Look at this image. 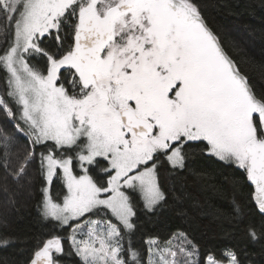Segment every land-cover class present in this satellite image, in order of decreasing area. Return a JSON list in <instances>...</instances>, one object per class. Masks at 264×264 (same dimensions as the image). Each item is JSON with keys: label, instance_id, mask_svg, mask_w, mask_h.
I'll return each instance as SVG.
<instances>
[{"label": "snow or ice", "instance_id": "1", "mask_svg": "<svg viewBox=\"0 0 264 264\" xmlns=\"http://www.w3.org/2000/svg\"><path fill=\"white\" fill-rule=\"evenodd\" d=\"M65 28L73 44L63 55L41 47L45 37L63 46ZM33 56L46 58V75L30 65ZM62 70L71 73L69 83L78 93L69 94L60 82ZM0 71V119L12 125L8 130L0 123L5 180L11 176L19 183L34 162L49 185L58 169L63 173L68 194L62 204L53 201L49 187L42 188L45 218L69 225L103 206L131 231L135 214L121 188H138L152 209L165 198L158 158L183 170L197 154L244 170L264 213V94L258 96L241 75L191 0H0ZM22 141L25 154L15 168L12 158ZM77 148L81 167L99 166L97 158H103L106 186L87 168L73 175L66 153ZM3 191L9 192L7 184ZM87 226L88 240L71 237L83 264H141L131 242L125 252L116 225L92 220ZM247 236H264V223L259 235L248 226ZM8 243L0 239V245ZM147 243V264H181L172 246L154 250L156 241ZM186 244L178 246L182 264H199L193 259L196 245ZM63 251L62 238L54 235L26 264H59L54 253ZM223 257L209 254L205 264H244L232 249Z\"/></svg>", "mask_w": 264, "mask_h": 264}, {"label": "trees", "instance_id": "2", "mask_svg": "<svg viewBox=\"0 0 264 264\" xmlns=\"http://www.w3.org/2000/svg\"><path fill=\"white\" fill-rule=\"evenodd\" d=\"M191 2L256 94H264V0ZM61 36L64 37L63 46L45 37L41 47L63 55L73 44L71 29L62 30ZM29 63L47 74L45 57L33 56ZM71 78L70 72L62 70L60 82L65 84L69 94L78 93L79 88L73 90L69 83ZM0 92L2 95L5 93L3 71H0ZM9 103L14 106L12 101ZM0 123L8 130L12 129V125L2 119ZM202 146L194 144L193 148ZM24 154L22 141L19 156L12 158L13 167H19ZM97 159L101 160V164L91 165L89 170L94 180L105 183L107 176L100 168L107 165L102 158ZM158 160L157 175L165 194L164 200L147 209L139 193L130 192L135 214L131 233L143 264H146L147 238L165 241L177 231H183L196 245L200 264L209 254L223 259V253L229 249L238 252L244 264H248L249 260L252 264H264V236L257 241H251L247 236L250 225L255 226L260 234L264 216L253 201V188L244 170L210 154L195 155L183 170L174 169L164 156ZM5 184L9 188L8 193L3 191ZM42 187L43 176L38 162L28 166L27 175L19 183L11 176L5 180V173L0 168V239L9 240L6 246L0 245V264H26L33 253L54 235L62 238L64 249L62 254L54 255V259L60 264H83L69 243L70 226L60 225L41 214ZM64 191L62 178L57 174L51 184L52 197L58 200Z\"/></svg>", "mask_w": 264, "mask_h": 264}, {"label": "rangeland", "instance_id": "3", "mask_svg": "<svg viewBox=\"0 0 264 264\" xmlns=\"http://www.w3.org/2000/svg\"><path fill=\"white\" fill-rule=\"evenodd\" d=\"M0 95H2L1 92H0ZM9 104H10V103H9ZM10 106L13 107V108L16 107L15 104H14V106H13L12 104H10ZM49 143H50V142H49ZM39 151H41L40 148H38V152H39ZM78 152H79V149L77 148V149H75V150H72L70 154H69V153L66 154V155H70V156L72 157V159H73V163H72L73 175H76V176L84 175V174H85V168H87V169H88V173H87V174L90 175V176H92L91 173H90V170H89L91 165H88L87 163H85V164H84V167H81V162L79 161V159H78V155H77ZM55 155L60 156V153L57 152V153H55ZM102 159H103V158H102ZM232 163L235 164L234 162H232ZM235 165H236V164H235ZM236 166H237V165H236ZM58 174H60L61 178L63 177V173H62V171H60L59 169H58ZM92 178H93V177H92ZM106 181H107V178H106ZM106 181H105V186H106ZM62 182H63L64 189H65L64 194H63L58 200H55V199L52 197V194H51V185H49V184L45 181V179H44V177H43V187H49V194H50V196L52 197L53 201L56 202V203H60V204L63 203V199H64V197L68 194V192H67V187H66V185H65V183H64V181H63V178H62ZM51 184H52V183H51ZM43 187H42V188H43ZM121 191H124L125 194L129 196V198H130V192H131V191H136V192H138L139 195H140V197L142 198V201H143L144 205H145V202H144V199H143V195H142V193L139 191L138 188H137V189H131V188H127V187H122V188H121ZM101 198H104V195H103V194H102ZM130 203H131V199H130ZM131 205H132V203H131ZM132 208H133V206H132ZM146 208H147V207H146ZM147 209H149V208H147ZM133 212H134V211H133ZM92 220L100 221L102 225H106L109 221H110L112 224L116 225V226L121 230L122 234L124 235L123 247H124V249H125V252L127 251V248H128L129 242H131L132 247H133L134 249H136V250L139 252V250H138V249L134 246V244H133L134 238H133L132 233H131L132 230L129 231V230L124 229L123 225L120 224V222H119L118 219L112 214V212H111L109 209H107V208H105V207H103V206H101L98 210H93V212H91V213H89V214H86V215H85L84 217H82V218H79V219L74 220V221H70V223H69V226H70V229H69V234H70V235H69V238H70V242H69V243H70L71 245H72L71 237H72L73 235H75V239L78 240V241H85V240H88V239H89L87 223H88L89 221H92ZM77 225H79L80 228H79V230H77L75 233H73V228L76 227ZM179 233H184V232H183V231H177V232H175V233H174L169 239H167V240H165V241H160V240L155 239V238H147V239H146V243H147L149 240H153V239H154V240L156 241V245L154 246V250H155V248H160V249H162V248H164V247L172 246V247L174 248V250L177 251V253H178V259L181 261V264H182V261H183L184 258H183L182 256L179 255V247H178V246H181V245L187 246V244H186V240H187V241H191L192 244H194V243L192 242L191 239H189V238L187 237V235H186L185 233H184V234H185V236H186V240H185L184 237H181V236L179 235ZM194 245H195V244H194ZM95 246H96V247H99V244H96ZM72 247H73V246H72ZM73 249L75 250L74 247H73ZM148 249H149V244L147 243V254H146V258H145V262H146V264H147V261H148V255H149V253H148ZM188 250H191V248L189 247ZM75 252H76V251H75ZM139 253H140V252H139ZM54 255H57V254L54 253ZM208 256H209V255H208ZM208 256H207V257H208ZM78 257H79L80 260L82 261L81 257H80V256H78ZM207 257H206V258H207ZM206 258H205V259H206ZM157 259H158V257H157ZM193 259H194V260H198V262H199L198 255L193 256ZM140 260H141V264H143L144 261H143V258L141 257V254H140ZM82 262H83V261H82ZM59 264H60V263H59ZM199 264H200V262H199ZM203 264H205V260H204V263H203ZM225 264H226V261H225Z\"/></svg>", "mask_w": 264, "mask_h": 264}, {"label": "water", "instance_id": "4", "mask_svg": "<svg viewBox=\"0 0 264 264\" xmlns=\"http://www.w3.org/2000/svg\"><path fill=\"white\" fill-rule=\"evenodd\" d=\"M202 17V16H201ZM203 19V18H202ZM203 21H204V19H203ZM204 23L206 24V22L204 21ZM206 26L210 29V27L206 24ZM211 30V29H210ZM212 31V30H211ZM213 32V31H212ZM214 33V32H213ZM215 34V33H214ZM222 46V45H221ZM224 49V48H223ZM225 51V50H224ZM225 53H226V51H225ZM227 54V53H226ZM228 55V54H227ZM229 56V55H228ZM229 58L233 61V59L229 56ZM234 62V61H233ZM235 64V63H234ZM241 75H243L242 73H241ZM244 76V75H243ZM249 184L251 185V183L249 182ZM252 186V185H251ZM252 188H253V192H254V187L252 186ZM253 194V193H252ZM252 197H253V195H252ZM253 201H254V199H253ZM254 203H255V201H254ZM255 205H256V203H255ZM256 207H257V205H256ZM257 209H258V207H257ZM258 211L260 212V210L258 209ZM261 213V212H260ZM263 216H264V213H261ZM42 246H43V244H42ZM41 246V247H42ZM40 247V248H41Z\"/></svg>", "mask_w": 264, "mask_h": 264}]
</instances>
